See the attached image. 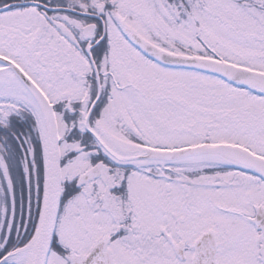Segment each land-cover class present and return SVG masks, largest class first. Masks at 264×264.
I'll list each match as a JSON object with an SVG mask.
<instances>
[{"label": "snow or ice", "instance_id": "snow-or-ice-1", "mask_svg": "<svg viewBox=\"0 0 264 264\" xmlns=\"http://www.w3.org/2000/svg\"><path fill=\"white\" fill-rule=\"evenodd\" d=\"M0 264H264V0H0Z\"/></svg>", "mask_w": 264, "mask_h": 264}]
</instances>
